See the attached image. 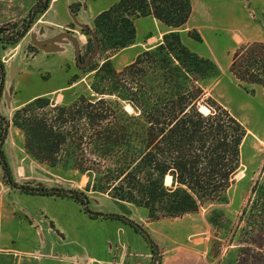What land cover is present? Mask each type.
<instances>
[{"label": "trees", "instance_id": "obj_1", "mask_svg": "<svg viewBox=\"0 0 264 264\" xmlns=\"http://www.w3.org/2000/svg\"><path fill=\"white\" fill-rule=\"evenodd\" d=\"M51 1L37 0L21 22L1 26L0 42L17 44ZM192 9L191 0H116L97 14L93 30L86 32L90 52L98 46L105 55L134 44L140 18L151 16L169 27H182ZM195 38L201 39L199 34ZM218 70L211 58L187 47L178 31L165 33L120 70L110 56L104 57L90 70L96 96L80 94L70 104H59L39 95L19 107L12 119L24 132L32 157L87 175L85 189L18 184L4 149L11 121L0 113L5 183L26 194L74 199L92 217L121 220L150 245V264H162L160 246L144 225L119 213L91 211L88 192L142 207L152 221L195 213L207 202L222 200L240 169L247 129L206 91L204 81ZM230 72L264 91V41L237 49ZM5 81L1 65L0 99ZM77 81L74 76L69 85ZM200 105L209 111H201ZM240 225L237 264H264V169L251 187Z\"/></svg>", "mask_w": 264, "mask_h": 264}, {"label": "rangeland", "instance_id": "obj_2", "mask_svg": "<svg viewBox=\"0 0 264 264\" xmlns=\"http://www.w3.org/2000/svg\"><path fill=\"white\" fill-rule=\"evenodd\" d=\"M36 1L0 0V27L21 22ZM113 2L52 0L49 9L17 44L0 42V66H4L6 73L0 113L11 121L6 142L13 178L18 184L31 186L85 189L87 175L62 166L51 167L26 151L24 132L12 123L15 111L39 95H48L59 104H70L80 94L94 97V71L90 70L100 65L104 57L110 56L120 70L142 50L158 44L162 32L178 31L187 47L217 64L218 73L204 81L206 91L247 129L235 182L222 200L207 202L197 212L176 218L152 221L146 209L95 191L88 192L89 209L119 213L144 225L160 246L162 264H237L243 225L240 216L254 181L264 169V91L260 86L238 80L230 72V63L243 44L264 41V0H191L192 14L182 27H169L151 16L144 17L138 21L139 32L133 47L102 55L96 45L91 53L86 32L93 30L97 14ZM62 33L76 39L87 66L78 64L75 42L70 37L51 41ZM197 34L200 40L195 38ZM74 76L78 81L69 85ZM14 172L20 175L15 177ZM0 195L1 206L41 208L57 217L54 222L60 226L55 224L57 231L50 232L56 247L55 258H68L74 264H94L95 256L121 264L152 261L150 245L130 225L103 216L92 217L71 198L31 195L5 185L1 165ZM58 213L64 218H59ZM26 217L30 225L37 218ZM41 219L44 220L43 216Z\"/></svg>", "mask_w": 264, "mask_h": 264}, {"label": "crops", "instance_id": "obj_3", "mask_svg": "<svg viewBox=\"0 0 264 264\" xmlns=\"http://www.w3.org/2000/svg\"><path fill=\"white\" fill-rule=\"evenodd\" d=\"M111 4L109 6H111ZM108 7L104 9H107ZM141 19L142 18L136 21V27L138 26V21ZM156 21L158 20L156 19ZM138 32L139 31L137 29V33ZM162 33L164 35L166 32ZM130 47H133V45ZM130 47H127L126 49H129ZM5 143L4 148L10 163L11 160L7 150V142ZM16 173L14 172L15 177L20 175V173ZM55 198L64 199L60 197ZM1 199H3V197L0 195V200ZM26 209L27 208H17L15 206L7 208L6 206H1L0 203V264H46L47 262L57 264H74L68 258H55L53 256L56 247L54 240L50 238L52 235L50 232L51 230L57 231L55 224L57 225L58 223L54 222L57 217L41 208H38V210ZM29 215H36L37 217L33 222V225L28 224L26 216ZM41 216H43L45 221L41 219ZM57 216L61 219L64 218L60 213H58ZM52 222L55 227H52ZM59 226L60 225L58 224V227ZM13 244L22 245L25 249L24 247L17 248L13 246ZM35 252L40 255H37ZM95 259L97 262H94V264H121L120 261L115 262L107 259H104L103 261L96 256ZM148 263L149 259L146 264Z\"/></svg>", "mask_w": 264, "mask_h": 264}, {"label": "water", "instance_id": "obj_4", "mask_svg": "<svg viewBox=\"0 0 264 264\" xmlns=\"http://www.w3.org/2000/svg\"><path fill=\"white\" fill-rule=\"evenodd\" d=\"M64 36H67V37H70L74 42H75V48H76V52H77V60H78V64L82 67H85L88 65V62L87 61H82V58H81V52H80V48H79V44L78 42L76 41V39L74 37H72L69 33H62V34H59L57 35L56 37H54L51 41H56ZM133 109V108H132ZM200 109L201 111L205 112L203 109H206L207 111H209V109L204 106V105H200ZM166 181V180H165ZM167 183V182H166ZM172 183L169 182L167 183L168 185H170Z\"/></svg>", "mask_w": 264, "mask_h": 264}]
</instances>
